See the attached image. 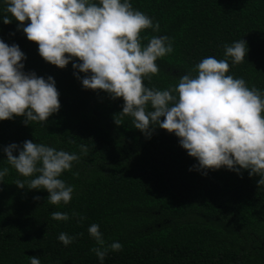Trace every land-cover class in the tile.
Wrapping results in <instances>:
<instances>
[{"label": "trees", "instance_id": "16d2710c", "mask_svg": "<svg viewBox=\"0 0 264 264\" xmlns=\"http://www.w3.org/2000/svg\"><path fill=\"white\" fill-rule=\"evenodd\" d=\"M130 3L159 23L157 32L141 30V45L163 35L173 47L157 58L159 71L143 80L145 86H174L181 75H196L201 59H223L224 45L243 39L245 59L235 65L229 59L226 75L264 90V0ZM17 23H0V40L24 53V72L53 78L59 109L43 124L26 125L23 116L0 120V149L32 140L75 152L79 160L60 176L73 186L71 200L52 205L45 190L16 187L17 179L26 178L0 151V167H9L0 180V264H29L30 256H38L41 264H99L90 251L96 246L87 232L92 223L99 225L106 244L122 245L109 251L103 264H264V186H257V176L223 166L196 170L177 137L159 127L146 137L130 117L118 116L121 98L82 88L77 77L85 74L72 68L75 58L63 68L45 62ZM54 211L67 212L69 219H52ZM79 216L84 219L77 223ZM61 232L81 235L65 246L57 240Z\"/></svg>", "mask_w": 264, "mask_h": 264}, {"label": "clouds", "instance_id": "9594fccd", "mask_svg": "<svg viewBox=\"0 0 264 264\" xmlns=\"http://www.w3.org/2000/svg\"><path fill=\"white\" fill-rule=\"evenodd\" d=\"M0 5V23L17 21V30L37 44L39 56L57 68L75 58L78 62L72 68L85 74L77 77L82 88L121 98L118 116L130 117L146 137L159 127L178 138L179 146L195 159L196 170L221 166L237 174L247 170L250 177H258L257 186H264V90L249 87L242 77L226 75L229 59L232 65L245 59L243 39L225 44L223 59H201L194 68L196 75H181L174 86L156 89L143 80L159 71L155 61L173 51L172 43L167 36L154 35L141 45V30L157 32L159 23L134 9L130 0H0ZM24 59L16 44L0 40V120L23 116L26 125L43 124L59 109V93L51 76L24 72ZM114 122L119 125L121 120ZM80 150L87 152L84 145ZM0 151L6 164L26 178L15 181L17 188L43 189L52 205L69 203L73 186L60 176L79 160L77 153L32 140L10 143ZM8 171L9 167H0V180ZM50 216L69 219L67 212ZM83 219L79 216L77 223ZM87 232L95 241L90 251L99 264L109 251L122 249L118 241L106 244L96 223ZM80 235L61 232L57 240L67 246ZM29 264H41L39 257L30 256Z\"/></svg>", "mask_w": 264, "mask_h": 264}]
</instances>
